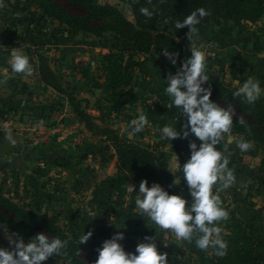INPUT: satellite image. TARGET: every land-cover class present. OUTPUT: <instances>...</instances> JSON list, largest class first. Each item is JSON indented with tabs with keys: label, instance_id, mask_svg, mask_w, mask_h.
I'll return each mask as SVG.
<instances>
[{
	"label": "rangeland",
	"instance_id": "1",
	"mask_svg": "<svg viewBox=\"0 0 264 264\" xmlns=\"http://www.w3.org/2000/svg\"><path fill=\"white\" fill-rule=\"evenodd\" d=\"M98 1L136 21L125 2ZM51 2L82 14L68 0H0V195L44 216L53 228L43 231L49 238L65 236L79 248L99 249L104 240L123 232L122 245L127 252H135L138 243L152 237L159 251L167 253L169 264H198L183 239L138 214L136 194L128 188L133 184L138 190L139 185L120 165L117 153L118 141L146 145L175 175L176 194L191 201L180 170L190 157L189 140L170 141L160 132L166 124L183 131L185 123L165 92L167 77L175 73L172 63L155 45L148 53H134L131 43L110 30L75 32L49 14L46 5ZM170 22L160 23L156 32L172 36L189 49L199 48L220 80L239 89L251 78L264 89V15L249 20L220 13L197 27L192 45L189 28L176 29ZM17 48L28 57L31 75L12 72L9 61ZM45 70L50 71L52 84L45 81ZM258 100L264 103V92ZM74 105L88 114L92 127ZM141 114L150 125L129 136L130 122ZM17 132L39 139L46 145L47 156L25 167L7 168L3 153L11 145L5 139ZM241 140L250 144L248 150L237 147ZM217 148L229 158L228 167L235 176L228 188L219 182L213 186V194L228 213L227 219L215 223L221 228L220 237L231 235L229 225L241 222L256 241L257 254L264 258V147L247 134L231 130L223 134ZM0 225L7 230L0 229V247H9L7 235L13 231ZM88 231L92 237L80 244ZM76 254L95 264L82 250ZM42 264L76 263L55 256ZM258 264H264V259Z\"/></svg>",
	"mask_w": 264,
	"mask_h": 264
},
{
	"label": "clouds",
	"instance_id": "2",
	"mask_svg": "<svg viewBox=\"0 0 264 264\" xmlns=\"http://www.w3.org/2000/svg\"><path fill=\"white\" fill-rule=\"evenodd\" d=\"M140 11L146 16L152 15L147 8H141ZM205 15V9L200 8L175 24L176 29L189 28L187 35L191 45L198 32L196 26ZM190 51L191 56L177 72L167 77L165 88L171 104L185 120L183 131L166 124L160 132L170 141L178 138L189 140L190 157L180 170L191 201L183 195L170 194L159 183L149 186L147 179L140 182L138 190L131 184L128 191L136 194L135 206L139 215L159 228L171 230L183 240L192 241L194 233L198 232L200 235L195 239L198 248H217V254L223 255L227 244L220 237L221 228L215 222L227 219L228 213L221 207L219 197L213 194V186L219 182L223 188H228L235 181L233 170L228 167L229 158L217 148L223 134H230L233 117L229 110L211 99V89L204 86L208 81L205 54L195 46H191ZM164 55L173 65L177 63L167 50H164ZM9 63L13 73L31 75L33 71L28 57L19 48L12 51ZM262 92L264 89L260 83L249 78L234 95H243L249 103H254ZM147 125H150L148 117L139 115L130 122L129 136L143 131ZM8 138L11 139L10 134ZM237 147L246 151L250 144L241 140L237 141ZM172 160L175 166L176 158ZM0 229L7 231L4 225H0ZM92 235V231L82 235L80 244L87 243ZM7 239L9 247H0V264H42L51 257L61 255L67 243L58 237L49 238L44 233L35 235L28 242L18 233L8 234ZM123 239L124 233L116 232L104 240L98 249L95 264H169L167 253L159 251L154 238L145 237V242L138 243L135 252L125 250L121 243Z\"/></svg>",
	"mask_w": 264,
	"mask_h": 264
},
{
	"label": "trees",
	"instance_id": "3",
	"mask_svg": "<svg viewBox=\"0 0 264 264\" xmlns=\"http://www.w3.org/2000/svg\"><path fill=\"white\" fill-rule=\"evenodd\" d=\"M68 1L81 10L82 14H76L55 2L46 5V8L50 9L48 12L51 16L71 25L75 32L80 30L93 33L104 30L115 32L125 42L131 43L134 53H148L153 45L163 54L164 50H167L177 60L175 65L172 64L175 73L191 56V51L172 36L156 32L160 23L167 24L171 19L170 24L175 25L177 21H183L200 8L205 9L206 15L200 18V23L196 27L206 25L220 13L229 19L249 20H256L264 15V0H121L133 9L136 21L131 22L116 7L101 4L98 0ZM41 5L45 6V3L41 1ZM141 8H147L152 15L149 17L142 14ZM154 31L155 34H153ZM205 72L208 76L206 88H210L213 94L211 99L231 112L233 117L231 130L247 134L250 139H254L264 147V103L258 99L254 103H249L243 95L235 96L234 93L238 91V88L220 80L207 64ZM43 75L47 84H52L50 71L45 70ZM74 106L81 119L92 127L88 114L78 108V105ZM117 153L120 165L133 176L138 185L142 180L147 179L149 186L159 183L170 194H176L179 185L176 181L174 183L175 175L168 169L167 164L146 145L130 140L118 141ZM0 210V222L6 224L13 233H18L24 240H30L43 231L53 229L44 216L23 210L3 195H0ZM221 222L222 219L215 223ZM229 227L232 234L223 239L227 244L223 255L217 254V248L209 247L207 250L198 248L195 239L199 235L194 233L192 241L184 240L185 245L190 249L191 257L197 260L198 264H258L261 262L264 258L257 254V243L245 232L241 222H234ZM59 237L67 242L61 255H57L60 258L76 264H87L77 257V250L80 249L91 260L96 261L98 249L94 245L91 249L79 248L76 243L71 242L70 238Z\"/></svg>",
	"mask_w": 264,
	"mask_h": 264
},
{
	"label": "crops",
	"instance_id": "4",
	"mask_svg": "<svg viewBox=\"0 0 264 264\" xmlns=\"http://www.w3.org/2000/svg\"><path fill=\"white\" fill-rule=\"evenodd\" d=\"M60 135V134H59ZM62 136H58L57 139H62ZM9 142L11 148L3 153L5 156L3 158L7 160L9 169H14V167H25L28 163L38 159L39 157L47 156L48 150L46 145L39 143V139H27L24 133L17 132L11 136V139H5ZM15 141V143H13Z\"/></svg>",
	"mask_w": 264,
	"mask_h": 264
}]
</instances>
